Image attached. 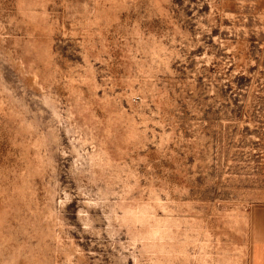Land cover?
Masks as SVG:
<instances>
[{
	"label": "rangeland",
	"instance_id": "374dc122",
	"mask_svg": "<svg viewBox=\"0 0 264 264\" xmlns=\"http://www.w3.org/2000/svg\"><path fill=\"white\" fill-rule=\"evenodd\" d=\"M264 0H0V264H253Z\"/></svg>",
	"mask_w": 264,
	"mask_h": 264
},
{
	"label": "crops",
	"instance_id": "0c3cea01",
	"mask_svg": "<svg viewBox=\"0 0 264 264\" xmlns=\"http://www.w3.org/2000/svg\"><path fill=\"white\" fill-rule=\"evenodd\" d=\"M253 264H264V235H259V240L254 248Z\"/></svg>",
	"mask_w": 264,
	"mask_h": 264
}]
</instances>
